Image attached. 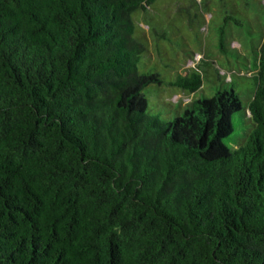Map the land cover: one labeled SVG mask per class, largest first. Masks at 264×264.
Instances as JSON below:
<instances>
[{"label": "trees", "instance_id": "1", "mask_svg": "<svg viewBox=\"0 0 264 264\" xmlns=\"http://www.w3.org/2000/svg\"><path fill=\"white\" fill-rule=\"evenodd\" d=\"M154 1L0 0V264H264V34L246 107L231 79L164 119Z\"/></svg>", "mask_w": 264, "mask_h": 264}, {"label": "rangeland", "instance_id": "2", "mask_svg": "<svg viewBox=\"0 0 264 264\" xmlns=\"http://www.w3.org/2000/svg\"><path fill=\"white\" fill-rule=\"evenodd\" d=\"M134 21L135 36L147 46L143 56L147 69L155 68L163 81L145 90L150 113L170 120L185 103L211 97L231 79L246 107L255 89L251 78L255 72L249 69L264 34V0H155ZM222 37L227 52L220 49ZM192 70L205 76L200 91L188 93L171 84L177 74ZM247 121L236 113L234 132L226 141L244 138Z\"/></svg>", "mask_w": 264, "mask_h": 264}]
</instances>
